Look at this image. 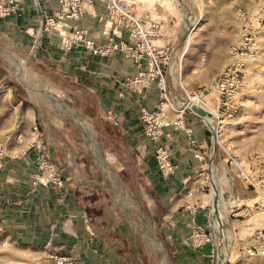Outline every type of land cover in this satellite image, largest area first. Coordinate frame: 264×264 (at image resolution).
<instances>
[{"label":"rangeland","instance_id":"374dc122","mask_svg":"<svg viewBox=\"0 0 264 264\" xmlns=\"http://www.w3.org/2000/svg\"><path fill=\"white\" fill-rule=\"evenodd\" d=\"M129 1L158 31L151 39L168 93L166 99L157 83L148 87L157 103L143 106L138 116L148 140L147 126L157 124L143 120V110L162 113L154 120L164 123L165 137L186 142L190 162L185 165L166 144L172 172L162 168L153 145L157 171L170 186L185 173L179 182L183 187L164 195V201L161 187L157 190L158 183L145 174L126 138L98 114L91 88L0 36V47L22 62L38 90L66 108L32 97L16 62L0 51V264H53L50 252L65 255L52 243L45 249L18 235L23 201L33 185L54 186L60 200L68 198L67 189L101 200L90 213L107 234L110 230L118 264H201L203 255L194 251L207 247L211 256L204 264H264V0ZM96 4L87 5L88 13L94 14ZM229 68V77L241 80L233 96L225 103L211 100L213 123L196 119L182 103ZM231 83L217 93L232 91ZM123 85L133 92L125 80ZM64 139L70 143L66 151L84 165L79 171L60 146ZM78 174L97 178L105 190H111L113 180L120 184L124 205L103 191L86 189ZM186 233L190 240L183 249ZM179 246L194 258H180Z\"/></svg>","mask_w":264,"mask_h":264},{"label":"crops","instance_id":"0c3cea01","mask_svg":"<svg viewBox=\"0 0 264 264\" xmlns=\"http://www.w3.org/2000/svg\"><path fill=\"white\" fill-rule=\"evenodd\" d=\"M59 7V0H23L19 13L0 19V36L12 41L18 51L30 52L37 57V60L46 61L56 70L74 76L76 80H80L91 88L97 98L98 114L113 124L126 138L135 153L137 162L143 165L145 174H150L152 182L155 180L158 183L157 190L161 187L162 199L168 200L164 195L168 197L170 193L176 192V190L179 192L182 189L183 186L179 182L185 177V173L181 172L178 175L180 179H177L174 186H170L167 183L168 180H165L157 171L153 143L144 135V126L138 116L143 106L152 108L157 103L151 101L154 98L155 90L146 88L143 93L130 92L123 85V81L134 77L138 72L131 57H127L120 50L110 56L102 57L93 55L85 48L75 45L71 48H64L61 42L62 28L60 27L45 34L40 45L34 47L35 30L38 27L39 17L53 14ZM106 15V8L102 3L97 2L94 14L88 13L80 20L69 21V24L86 28L93 39L102 42L105 41L107 31H110L111 28L110 23H106V19H102ZM124 36V38L127 37ZM109 110L114 111V119L108 116ZM79 119L81 120V118ZM166 130L169 131L168 128ZM200 136L203 139L201 134ZM163 141L174 148L177 162L182 165L190 162L189 156L185 154L186 142L184 140H170L164 136ZM68 142L69 140L64 139L63 145L60 143V146L65 149L68 161L76 171H79L80 168H84V165L76 153L71 154L72 151H66L70 144ZM72 156L75 158L73 159ZM78 178L86 189L103 191L110 194L113 199L115 198L117 205H124L120 199V184L114 180L111 190H105L102 186L103 183L95 177L79 176L78 174ZM28 191H30L28 194L30 197L23 201L22 218L20 219L22 227L21 233L18 234L24 239V243L39 245L47 249L46 246L50 242L52 249L59 253L72 255L73 252L80 264H118L119 258L116 257V250L112 246L114 242L108 237L110 230L107 234L101 228L99 220L93 218L90 213L93 208L99 206L101 200L85 198L79 192L69 189H67L68 198L60 200L58 197L60 193L57 195L55 187L49 185L35 187L33 185ZM175 209L178 208L175 207L173 210ZM189 240V233L182 235L183 249H187L185 244ZM179 249L182 250V246H179ZM203 250L205 252L194 251L198 256L203 255L200 259L201 264H204L203 261L208 263L211 256L208 247ZM187 253L190 254L188 251L182 250L179 254L180 258H184L186 262L194 258H187Z\"/></svg>","mask_w":264,"mask_h":264},{"label":"built area","instance_id":"2783aa9c","mask_svg":"<svg viewBox=\"0 0 264 264\" xmlns=\"http://www.w3.org/2000/svg\"><path fill=\"white\" fill-rule=\"evenodd\" d=\"M23 0H0V19L6 18L19 13L22 9ZM94 2H104L107 5L108 12L106 15V23L110 21L111 28L107 31L105 41L99 42L89 35L86 28H81L78 25H71L69 21L80 20L87 13V5L93 6ZM129 0H59L60 7L53 14L42 15L38 20V27L35 30L34 47L40 45L41 39L45 34H49L58 27L62 28V46L64 48H71L73 45L83 47L91 54L97 56H110L115 51L120 50L124 52L127 57H131L135 66L138 69L137 74L132 78V81L125 80V85L133 92L143 93L145 88L150 87L152 84L157 83L160 86L163 97L168 98V93L165 88V80L161 69V60L156 55L157 45L151 39L157 36L158 31L153 29L150 21L145 16L138 12V9ZM92 4V5H91ZM103 19V18H102ZM126 35L127 37L124 38ZM121 37V38H120ZM147 62V63H146ZM147 65L150 72L145 69ZM232 70L229 68L228 73L215 80L212 85L206 87L200 92L189 94V99L182 103L185 109L191 112L196 119H205V116H200L193 111V107H201L207 112H214L211 105V100L214 102L225 103L224 98L233 96L236 85L239 86L240 81L235 74L229 77ZM232 81V91L227 87L226 91L217 93V89L222 84H229ZM221 89H224L222 87ZM196 99V100H195ZM163 111L166 108L164 105L160 107ZM143 120L152 123V119L156 122L155 125H148L145 134L149 137L150 142L156 148V153L160 164L164 170L173 171L170 162V149L163 141L164 129L162 120L157 122L158 118H162V113L155 114L154 112H147L143 110ZM110 118H115L113 110L108 111ZM154 127V129H152ZM0 156H2L0 150ZM165 174H168L167 172ZM59 183H62L59 181ZM262 234V231L259 232ZM51 244L50 242L48 243ZM249 251H253L249 248ZM50 252V251H49ZM50 258L54 260L53 264H79V259L75 255H58L57 253L50 252Z\"/></svg>","mask_w":264,"mask_h":264},{"label":"bare ground","instance_id":"6f19581e","mask_svg":"<svg viewBox=\"0 0 264 264\" xmlns=\"http://www.w3.org/2000/svg\"><path fill=\"white\" fill-rule=\"evenodd\" d=\"M0 51L1 52H3V54L11 61H14V62H16V67H17V70L18 71H16V72H18V74H19V77L21 78V80L23 81V82H25L26 84H27V86H29L30 87V90H31V92H30V94L32 95V97H34V98H36L37 100H40V99H42V100H44V101H46V98H50L51 100H53L54 101V103H55V105H56V107H58V109H60L61 111L63 110V111H65V107H64V105L60 102V101H58V100H56V97L55 96H53L52 94H47L46 92H40V90H38L39 88L35 85V84H33V81L31 80L32 79V77L29 75V73H28V71L24 68V66H23V64H22V62H20V61H17L16 59H15V57L13 56V54L11 53V52H9V51H7L6 49H4V48H1L0 47ZM14 68V67H13ZM47 100H49V99H47ZM196 100V99H195ZM41 101V100H40ZM41 104H42V102H40ZM53 103V104H54ZM205 119H206V121L208 120V121H210V122H212L213 123V120H212V117L211 116H209V115H206L205 116ZM207 121V122H208ZM212 123H211V125H212ZM140 224V223H139ZM135 225V224H134ZM138 225V224H137ZM141 228V227H140ZM142 229V228H141ZM146 230V229H145ZM144 230V231H145ZM142 231V230H141ZM146 235V234H145Z\"/></svg>","mask_w":264,"mask_h":264},{"label":"water","instance_id":"95a60500","mask_svg":"<svg viewBox=\"0 0 264 264\" xmlns=\"http://www.w3.org/2000/svg\"><path fill=\"white\" fill-rule=\"evenodd\" d=\"M24 84V83H23ZM24 86L26 87V89L29 91V93L31 92V90L24 84ZM193 111H195L196 113H198L200 116H206L208 115V112L206 110H204L203 108L201 107H197V106H194L193 107Z\"/></svg>","mask_w":264,"mask_h":264}]
</instances>
